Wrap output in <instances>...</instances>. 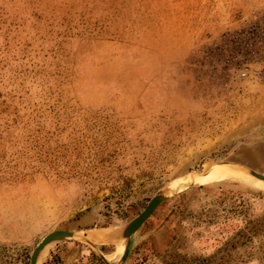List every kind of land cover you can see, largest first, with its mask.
<instances>
[{"label":"rangeland","instance_id":"1","mask_svg":"<svg viewBox=\"0 0 264 264\" xmlns=\"http://www.w3.org/2000/svg\"><path fill=\"white\" fill-rule=\"evenodd\" d=\"M217 167L237 176L179 187ZM250 171L264 0H0V264L53 231L74 239L39 264H264Z\"/></svg>","mask_w":264,"mask_h":264},{"label":"water","instance_id":"2","mask_svg":"<svg viewBox=\"0 0 264 264\" xmlns=\"http://www.w3.org/2000/svg\"><path fill=\"white\" fill-rule=\"evenodd\" d=\"M251 174L258 178H264L261 174L256 172L250 171ZM165 198L161 197L160 195L154 196L149 203L147 204L146 208L136 217L134 218L128 225L126 226V230L123 233L124 238L128 239L130 236L140 227V225L148 218L151 212L158 206ZM65 238H72L74 239V235L70 231H53L46 234L40 242L36 244L34 249L32 250L29 258V264H36L38 254L42 251V249L55 241L65 239ZM102 257V256H101ZM103 258V257H102Z\"/></svg>","mask_w":264,"mask_h":264},{"label":"bare ground","instance_id":"3","mask_svg":"<svg viewBox=\"0 0 264 264\" xmlns=\"http://www.w3.org/2000/svg\"><path fill=\"white\" fill-rule=\"evenodd\" d=\"M235 175H234V171L232 169L222 168V167L212 168V169L207 170L201 176H199L197 178H193L192 180L190 179L191 181L189 180V181H187L185 183H181L179 187H182V189L184 190V188L190 187V186H192L194 184H200V183H203L205 181L217 182V181L229 180V179L235 178L234 177ZM251 175H253V174H251ZM254 177H256V176H254ZM256 178H258V177H256ZM259 179L264 180V178H259ZM256 184H257V186L259 188L264 189V181H258ZM175 189H178V187L175 188ZM182 189H181V191H182ZM171 194H173V193H170V194H165L164 193L163 195H160V196L161 197H166V196L171 195ZM113 236H114V233H111V232H106V231L105 232H98L97 231V232H92V233L88 234L87 238L89 240H91L92 242L93 241H102V242L105 241L106 242V241H109L111 238L113 239ZM48 245H46L42 249V251L38 254L36 264H39L40 256H41V254L43 253V251L46 249V247Z\"/></svg>","mask_w":264,"mask_h":264}]
</instances>
